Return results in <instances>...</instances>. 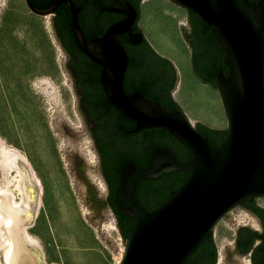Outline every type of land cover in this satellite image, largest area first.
<instances>
[{
  "label": "water",
  "instance_id": "95a60500",
  "mask_svg": "<svg viewBox=\"0 0 264 264\" xmlns=\"http://www.w3.org/2000/svg\"><path fill=\"white\" fill-rule=\"evenodd\" d=\"M172 1L198 15L225 50L228 74L219 71L218 89L229 119V131L218 146L197 129L202 122L197 121L195 125L180 104L179 109L172 110L140 91L128 94L125 90L129 56L117 38L119 33L127 31L134 44L146 38L141 47L144 54L133 56L135 62L168 58L154 48L144 30L132 31L137 12L130 3L126 4L125 19L112 24L103 36L89 41L79 25L77 9L71 3L75 37L80 47L103 65L102 83L109 101L124 116L136 121L135 130L167 129L190 152V159L180 163L172 149L159 147L151 154V166L141 168L130 163L125 167L117 203L120 212L132 216L134 223L127 233L120 264H186L210 233L215 238L216 225L230 210L250 198L264 197V0H258L256 7L251 0ZM26 2L35 13L47 15L53 13L61 1L45 9L36 8L29 0ZM181 29L184 32L188 26L181 24ZM208 36L206 33L202 39ZM96 45L102 47L100 52L93 49ZM176 69L177 86L180 73L177 66ZM80 109L94 137L92 124L81 103ZM76 166L89 189L86 202L92 211L91 219L103 218L106 208H111L107 197L100 198L96 186L86 177L80 154L76 155ZM178 170L188 172L185 181L171 191L165 202L148 209L136 195V183ZM124 199L131 203H124ZM4 254L2 247L1 264H5Z\"/></svg>",
  "mask_w": 264,
  "mask_h": 264
},
{
  "label": "rangeland",
  "instance_id": "374dc122",
  "mask_svg": "<svg viewBox=\"0 0 264 264\" xmlns=\"http://www.w3.org/2000/svg\"><path fill=\"white\" fill-rule=\"evenodd\" d=\"M148 1L141 3L140 25L145 6L148 16L157 21L171 9L169 13L175 16V27L187 46L193 70L192 52L181 29V24L189 27L188 9L172 0H161L164 7ZM53 17V13H35L26 0H0V140L25 154L39 178L40 205L29 231L41 243L47 261L120 264L127 238L117 224L116 213L106 208L103 218L91 219L92 211L86 202L89 189L77 170L76 155L80 154L86 177L96 186L100 198L107 197V187L103 189L99 184L104 180L96 141L80 109V98L67 66L68 54ZM160 53L172 59L167 52ZM200 82L205 87V98L196 102L192 93L187 94L188 103L184 104L174 94L178 103L195 125L200 121L210 127L228 128L220 90ZM214 107L226 119L220 127L208 122ZM241 210L239 205L230 210L216 225L214 235L221 229L233 238L236 224L244 223L237 218ZM230 246L226 264H240ZM217 248L219 260L218 244Z\"/></svg>",
  "mask_w": 264,
  "mask_h": 264
},
{
  "label": "flooded vegetation",
  "instance_id": "af4514ba",
  "mask_svg": "<svg viewBox=\"0 0 264 264\" xmlns=\"http://www.w3.org/2000/svg\"><path fill=\"white\" fill-rule=\"evenodd\" d=\"M29 1L45 7H49L53 2L61 1L53 12L55 27L68 54L69 68L80 95L82 109L93 127L100 157V172L108 191V204L116 213L120 230L125 231L128 227H132L134 223L132 216L123 215L120 212L117 203L118 189L125 167L130 163H134L141 168L151 166L153 151L159 147L170 148L166 141L174 144V140L160 127L135 130L136 121L124 116L109 101L102 83L103 65L94 61L80 47L75 37L71 17V3L77 9L79 25L85 39L89 41L103 36L112 24L125 19L127 17L125 13L127 3H130L137 12V17L132 24V31L134 33L142 32L138 25H140L141 2L143 0ZM188 21L189 27L184 30L183 35L189 44L192 52L191 56L193 57V54L200 49L198 46L200 36L195 30L202 27V23L201 21L194 22L190 10H188ZM129 36L127 31L117 35L129 56L124 79V87L127 93L142 92L136 86L151 78L149 89L153 93L161 96L164 100L167 98L176 100L174 97L178 80L176 66L159 58L156 61L135 62L133 56L142 57L144 54L141 47L146 43V38L144 37L141 42L134 44ZM93 49L100 52L102 47L96 45ZM207 63L205 60L196 63L200 74H197L194 68L193 70L199 78L214 86L216 83L218 84V76L215 77L210 73ZM205 75H208V78H205ZM151 99L160 101V99ZM174 176L175 173L172 171L156 178L140 179L136 183L137 197L148 209L156 208L169 198L173 189L177 188ZM259 199L264 200V197H253L239 204L241 211H248L256 221V224L252 222L236 224L233 233L234 244L230 248L237 256H243L246 259L244 261L240 260V264H264V205L260 203ZM124 203L130 204L131 200L124 199ZM213 239L217 247L214 236ZM191 261L192 264H212L210 252L206 248L202 251H195L191 255ZM214 264H217V260Z\"/></svg>",
  "mask_w": 264,
  "mask_h": 264
},
{
  "label": "bare ground",
  "instance_id": "6f19581e",
  "mask_svg": "<svg viewBox=\"0 0 264 264\" xmlns=\"http://www.w3.org/2000/svg\"><path fill=\"white\" fill-rule=\"evenodd\" d=\"M148 2L163 5L161 0ZM164 6L165 4L162 7ZM146 7L141 18L143 29L158 50L170 54L180 73V81L174 94L184 104L188 103L186 95L191 93L194 101L199 102L205 98V87L191 70L187 46L180 40L174 14L169 13L171 9L167 8V14L157 21L148 16ZM209 115L208 122L214 126L220 127L226 122L225 116L215 107L211 108ZM0 170L3 176L0 184V248H4L5 264H56L47 261L41 243L29 231L40 205L39 178L31 169L29 159L20 150L7 147L0 140ZM99 184L106 189L102 180ZM237 218L239 222L256 224L253 216L245 210L238 212ZM215 237L219 246L217 264H226L227 246L234 244L233 238L221 229L215 232ZM238 259L246 260L239 255Z\"/></svg>",
  "mask_w": 264,
  "mask_h": 264
},
{
  "label": "trees",
  "instance_id": "16d2710c",
  "mask_svg": "<svg viewBox=\"0 0 264 264\" xmlns=\"http://www.w3.org/2000/svg\"><path fill=\"white\" fill-rule=\"evenodd\" d=\"M251 1L253 3L254 7H256L258 0H251ZM31 4L33 6H35L36 8H39V9L47 8V7L42 6V5H36L33 2H31ZM190 12H191V16L194 19V22L198 23L201 21V23H202V27H198V29L195 30L197 32V34H199V36H200V41H199L200 43L198 45L200 49L197 50V52L194 53L193 57H192L194 70L197 72V74H200L199 73L200 70L196 66V63L201 61V60H205L208 62L207 66L209 67L210 73L212 75H214L215 77L218 76L220 70H223L224 73L227 75L228 74V66L224 62L225 50H224L223 46L212 35L210 27L198 15H196L193 11L190 10ZM139 14H140V10H139ZM64 16H65V14H64ZM138 27L140 30H142L140 25H138ZM206 33L209 34L208 39H202V36L206 35ZM147 44L149 45L148 41H147ZM154 52L156 54H158L155 50H154ZM159 56H161V55H159ZM163 59L166 62L172 63L171 60L168 58L164 57ZM207 76L208 75H205V78H208ZM150 84L151 83L148 80L147 82L136 86V88L141 89L145 95H147L151 98L160 99V101L163 103V105L169 109L176 110V109H179L181 107L176 100L168 99V98L164 100L161 98V96L153 93L149 89ZM214 86L218 87V84L216 83ZM198 126L199 127H197V129L199 131H201L204 135H206L210 139V141L212 142V144L214 146H218L223 141V139L226 137V135L228 134V131H229V128H227V129L214 128V127H210L208 125H205L203 123H199ZM161 129L164 130L167 133V135L171 136V138L174 140V144H170L168 141H166V142H167V145H169L170 149H172L174 151L178 161L180 163H184V162L188 161L190 159V152L187 149V147L182 142H180L174 135H172L167 129H164V128H161ZM173 173H175L174 180L176 183V187H179L185 181L188 172L183 171V170H178V171H173ZM130 227H128L125 231H122L124 235L127 236V233L129 232ZM204 248H206L208 250V252H210V257L212 258V264H214L217 260L218 254H217V247H216V245L214 243V239H213V233L209 234V236L206 238V240L198 247V249L196 251H200V250L202 251ZM192 261H191V257H190L186 264H191Z\"/></svg>",
  "mask_w": 264,
  "mask_h": 264
},
{
  "label": "crops",
  "instance_id": "0c3cea01",
  "mask_svg": "<svg viewBox=\"0 0 264 264\" xmlns=\"http://www.w3.org/2000/svg\"><path fill=\"white\" fill-rule=\"evenodd\" d=\"M140 24V23H139ZM140 27L142 28V30H144L143 29V27L140 25ZM145 32V31H144ZM145 35H146V33H145ZM146 37H147V35H146ZM148 38V37H147ZM148 40H149V38H148ZM150 41V40H149ZM150 43H151V41H150ZM152 44V43H151ZM153 45V44H152ZM154 46V45H153ZM155 48V47H154ZM156 49V48H155ZM157 50V49H156ZM159 53H160V51L159 50H157ZM161 54V53H160ZM163 55V54H162ZM165 56V55H164ZM198 77V76H197ZM199 78V77H198ZM201 81H203L201 78H199ZM204 83H207L206 81H203ZM208 85H210L209 83H207ZM175 92V91H174ZM175 99H176V97H175ZM177 100V99H176ZM178 102V101H177ZM258 198H260V197H258ZM259 201H260V203L262 204V205H264V200L263 199H259Z\"/></svg>",
  "mask_w": 264,
  "mask_h": 264
}]
</instances>
